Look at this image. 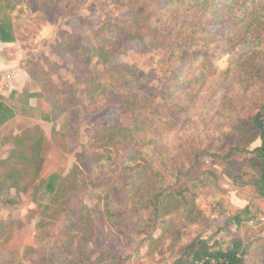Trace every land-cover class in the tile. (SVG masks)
<instances>
[{
	"label": "rangeland",
	"instance_id": "rangeland-1",
	"mask_svg": "<svg viewBox=\"0 0 264 264\" xmlns=\"http://www.w3.org/2000/svg\"><path fill=\"white\" fill-rule=\"evenodd\" d=\"M166 5L167 0H32L14 14L6 12L0 6V22L9 20L12 29L15 31L20 27L18 33L24 37L19 39L22 40L21 45L25 51L18 56L15 55L16 51L10 50L14 53L9 56L11 60H17V64L26 69L47 70L49 79L44 75L41 83L49 81L50 84L51 78L53 83L61 85L64 92L70 91L66 89L67 86L79 83L78 101L71 107L70 113L67 112L57 119L51 113L48 102L40 101L36 114H32L35 121L26 120L21 124L14 121L4 132H0V138L20 129L21 125V128L33 123L40 125L52 144L43 178L57 186L76 163V154L90 151L92 143L89 140V132L99 126L115 125L123 120L119 107L106 105V100L101 101L100 105H80L88 89V81L80 74L103 75L116 67L134 66L144 76L141 82L134 81L125 91L134 90L135 96L147 92L150 97L156 98L157 103L166 105L170 113H179L176 128L166 129L165 134L156 140L164 142L163 147L156 150V166L164 169L166 164L170 172L173 162L180 159L178 165L186 168L188 166L185 155L188 149L198 146L208 152L212 144L216 149L200 157V161L205 164V169L215 171L219 175L220 190L197 199V206L207 215L201 225L192 226L185 231L187 236L208 241V247L213 251H226L233 246L235 239H242L244 243L251 244L245 264H264V200L258 198L252 188L236 187L223 176L222 169L215 164L218 160L212 158L213 155L222 154L225 143V149L228 150L239 141L242 137L241 125L250 123L258 112L263 113L262 118L264 116V17L259 14L262 5L254 9L243 6H208L195 10L184 6L180 16L174 19L170 13H160ZM255 9H258L257 13L254 12ZM139 10L150 13L157 19L154 22L157 29H147L143 32L145 37L136 39L133 37L136 29L131 20ZM200 27L210 35L205 37L203 33L198 32V45L207 43L209 54L184 67L182 78L179 80L181 86L175 89L177 84L171 80V72L177 65L167 62L160 71V62L167 57L170 47L189 37ZM65 34L70 35L71 45L74 47L91 49L103 41L104 47L113 49L115 46L111 43H115L117 48L114 59L109 63L98 59L90 63L76 48H71L67 55L64 54V47L68 50V44L62 48L60 46L64 43L62 37ZM77 37H81V40L75 46L74 40ZM202 69H205L204 72ZM189 81H192V84H185ZM69 93L67 96L59 95L56 98H68ZM112 98L108 97L109 100ZM62 111L66 112L64 108ZM137 115L142 113H131L128 118L133 119ZM66 117L71 119V125L63 131ZM165 121L168 123L167 119ZM170 125L172 126L171 123ZM54 129L74 136L75 142L70 141L71 146L76 145L74 154H62L56 149L52 142ZM248 129V126L244 127L245 131ZM221 137L224 138L223 142H218ZM153 141V135H149L144 143ZM137 145V142L125 144L119 152L112 155V159L117 160L102 162V165L107 166L106 170L99 171L95 168L88 171L92 175L89 182L90 193L100 191L94 185L107 180L108 173L114 172L117 175L121 172V167H134L137 164L128 160L129 155L136 152ZM260 146V140L246 145L248 150ZM148 153H153V149H145V154ZM158 160H163L162 165ZM11 193L14 194L15 191ZM52 195L46 191L43 202L49 203ZM117 196L120 199L119 191ZM22 198L25 204L23 209L11 214L5 209H0V221L4 222L6 227L12 225L22 233L21 255L24 254L25 247L37 246L38 223L37 216L29 220L30 212H36L38 206ZM83 201L95 215L97 200L85 194ZM247 206L251 208L256 220L244 223L238 228L230 222V217ZM56 230H51L48 243L62 247ZM161 230L159 225L154 237H159ZM111 235L112 232L106 226L98 227L96 243L91 245L95 251L93 261L98 260L99 251L106 247H112L120 253L121 258L125 260L122 264H173L176 257L180 256H172L168 252V241L166 246L156 251L152 257L143 255L148 250L146 245H142V254L138 258L137 254L129 249L130 239H136V231L131 232L130 239L129 236L116 233ZM179 251L182 252V249Z\"/></svg>",
	"mask_w": 264,
	"mask_h": 264
},
{
	"label": "trees",
	"instance_id": "trees-1",
	"mask_svg": "<svg viewBox=\"0 0 264 264\" xmlns=\"http://www.w3.org/2000/svg\"><path fill=\"white\" fill-rule=\"evenodd\" d=\"M32 0H0V6L8 13L18 12L23 5ZM262 5L259 14L264 17V0H167V5L160 10L162 15L170 13L171 18H178L182 8L188 9L210 7H246L254 9ZM46 7H49L46 5ZM45 8V6H44ZM43 11V10H42ZM41 11V12H42ZM44 12V11H43ZM255 13L258 9L254 10ZM131 20L134 28L133 37L141 39L145 37L143 32L147 29H157L155 19L150 13L143 10L137 11ZM17 27L12 29L9 20L0 22V42L14 43L19 35ZM198 32L210 35L202 27L168 49V55L160 62V71L171 62L177 67L171 72V80L175 89L180 87L184 67L190 63L208 56L207 43L198 45ZM206 37V36H205ZM64 43L63 53L67 55L71 48H76L88 62L98 59L109 63L114 59L117 45L113 49L104 47V42L89 49L86 47H74L72 38L65 34L62 37ZM81 37L74 40L76 46ZM103 40V39H102ZM66 42V43H65ZM66 44V45H65ZM153 45V44H152ZM164 65V67H163ZM26 69V68H25ZM29 75L35 79L41 87V92L28 95V97L43 98L51 107V113L55 118H61L65 113L71 112V107L78 101L79 83L67 86L70 96L56 98L67 93L61 85H56L50 78L44 84L42 78L48 75L45 69H28ZM205 69H202L204 72ZM110 73L111 75H108ZM134 66L123 65L106 71L103 75L81 73L87 81V93L80 105L99 104L106 100V105L119 107L121 118L115 125H104L94 128L89 132V140L92 145L90 151L76 154V163L70 173L60 180L57 186L51 181L44 180L48 166L49 153L52 149L51 142L47 139L40 125L23 127L20 133H10L0 138V209L9 213L23 209L25 206L22 197L36 204V212H30L29 220L38 217L36 225L37 246L25 247L24 254H20L22 233L12 225L6 227L0 221V264H122L124 259L112 247H106L99 251L98 260L93 261L94 249L91 245L96 243V233L99 226H106L112 235L120 234L126 237L132 231H136V239H130L129 249L141 256V246L146 245L148 252L146 257H152L156 251L161 250L169 241L168 252L177 256L173 264H245V259L250 254L251 244L244 243L242 239H235L233 246L226 251L211 250L208 241L191 239L186 230L192 226L201 225L206 218V212L199 209L197 199L208 193H214L219 188L220 177L215 171L205 169V164L200 157L216 150L214 144L208 152L196 146L188 149L185 155L186 165L183 168L178 165L180 159L173 162L170 172L167 165L156 166L154 158L156 150L163 147L164 142H157L165 134L166 129L176 128L179 119L178 112L170 113V110L161 103L156 102L155 97H150L147 92L135 96V91L126 92V88L135 82H141L144 74H140ZM168 75V73H166ZM42 75V76H41ZM45 75V76H44ZM49 79V77H45ZM123 83V84H120ZM183 84V83H182ZM185 84H192L189 81ZM55 96H54V95ZM67 96V95H66ZM108 97H113L111 100ZM63 108L66 112L62 111ZM142 115L129 119L131 113ZM263 113L258 112L247 125H241L242 137L228 150L223 146L222 154L213 155L223 171V176L229 179L236 187L252 188L258 198L264 200V124L261 122ZM128 119V120H127ZM168 120V123L165 121ZM8 120L6 109L0 102V127ZM127 120V121H126ZM71 119L66 117L63 131L70 127ZM172 124V126L170 125ZM248 126L245 131L244 127ZM54 129L52 142L62 154L75 153V142L72 134ZM153 135L152 143H144L145 139ZM219 138L218 142H223ZM261 141V146L254 150H248L246 145L255 141ZM137 142V149L130 154L128 160L134 167L123 166L117 175L114 172L106 175L107 180L94 185L100 191L90 193L89 185L92 180L91 169L99 171L107 169L102 162H109L112 155L119 152L125 144ZM144 143V144H143ZM153 145V147H150ZM10 147L8 155L4 157L1 149ZM152 148L153 153L145 154V149ZM196 152H199L196 154ZM148 156L150 158H148ZM153 161V162H152ZM162 165L163 160H158ZM168 172V174H166ZM90 173V174H89ZM11 191H15L14 194ZM52 193L51 201L45 204V192ZM119 191L120 199L117 196ZM91 195L97 200L93 215L90 208L84 203L83 196ZM251 208L245 207L233 217V222L238 228L244 223L255 221ZM162 227L159 237H154L158 226ZM56 230V236L62 243V247L51 246V230ZM115 232V233H113ZM111 235V236H112ZM189 238L191 239L190 241ZM182 249V252L179 249Z\"/></svg>",
	"mask_w": 264,
	"mask_h": 264
},
{
	"label": "crops",
	"instance_id": "crops-1",
	"mask_svg": "<svg viewBox=\"0 0 264 264\" xmlns=\"http://www.w3.org/2000/svg\"><path fill=\"white\" fill-rule=\"evenodd\" d=\"M21 43L22 40L17 37L14 43L3 44L0 42V102L4 105L8 116L7 122L0 127V132H4L14 121L19 124L26 120L35 121L36 119L33 118L32 114H36L39 102L44 100L43 98L28 97V95L41 92L40 84L29 75L27 69L21 64H17V60L9 58L14 54L10 50L16 51L15 55L18 56L25 51ZM34 125L36 123L30 124L28 127ZM21 127L22 125L13 134H19ZM9 150L10 147L2 148L1 154L6 157Z\"/></svg>",
	"mask_w": 264,
	"mask_h": 264
},
{
	"label": "built area",
	"instance_id": "built-area-1",
	"mask_svg": "<svg viewBox=\"0 0 264 264\" xmlns=\"http://www.w3.org/2000/svg\"><path fill=\"white\" fill-rule=\"evenodd\" d=\"M262 121H263V124H264V116H263V118H262Z\"/></svg>",
	"mask_w": 264,
	"mask_h": 264
}]
</instances>
